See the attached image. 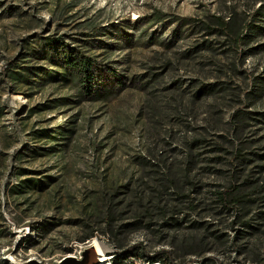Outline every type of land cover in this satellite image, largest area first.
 I'll return each instance as SVG.
<instances>
[{"label":"rangeland","instance_id":"374dc122","mask_svg":"<svg viewBox=\"0 0 264 264\" xmlns=\"http://www.w3.org/2000/svg\"><path fill=\"white\" fill-rule=\"evenodd\" d=\"M217 1L0 0V262L55 264L97 239L101 264L134 244L153 255L200 240L221 264H263L264 188L241 210L251 211L252 236L215 192L235 171L240 182L264 177L254 155L264 154V92L247 96L264 78V37L248 56L222 37L199 51L200 34L171 23L203 18ZM70 48L94 58L96 92L108 98L80 93V79L30 90L8 75L25 65L52 71L33 53ZM216 81V95L196 96ZM239 109L251 111L247 161L228 143ZM68 123L67 148L35 136ZM149 253L132 259L148 264Z\"/></svg>","mask_w":264,"mask_h":264},{"label":"trees","instance_id":"16d2710c","mask_svg":"<svg viewBox=\"0 0 264 264\" xmlns=\"http://www.w3.org/2000/svg\"><path fill=\"white\" fill-rule=\"evenodd\" d=\"M171 23H176V30L188 29L192 34H200L202 42L196 48L199 51L213 49L211 46L213 40L211 39L216 40L218 37H222L225 39L223 44L228 45L232 51H238L242 47L237 54L239 57L248 56L257 50V46H252L253 43L259 40V37H264V0H218L216 8L209 10L203 18L178 17L172 20ZM245 46L248 47L244 48ZM192 54L191 51L186 53L187 56ZM33 56L36 57V60L43 61L48 66H53L52 71H49L48 68L44 69L37 66H19L21 70H12V72L8 73L13 82L18 85H26L28 89L33 90L36 83L38 86H43L49 81H54L72 85L74 80L80 79L83 82L80 93L83 95H87L92 99L108 98V95H110L109 90L96 92L95 82L98 74L96 73V62L91 56L76 52L73 48L63 54L58 49L54 52L46 50L40 53L34 52ZM38 79L40 81L36 82ZM254 79L257 83V85H254L255 90L247 92V96L255 94L257 97L264 92V78L258 80V77H254ZM203 86V89L199 88L196 96L200 94L214 96L222 88L218 87L219 83L217 81L211 84H203ZM47 105L49 104L45 106L47 107ZM250 114L251 111L249 110L239 109L233 115L232 126L234 129L231 139H228V143L233 149L231 154L240 161H247V156L249 155L246 150L248 148L243 146L246 141L242 140V135L248 129L249 120L251 119ZM57 127L52 133L46 128L41 129L35 136L40 138L47 135L48 139L57 141L64 139V144L58 143L56 145L67 148L70 139L75 134V130L71 123L60 124ZM219 137L227 139L223 136ZM195 141L200 142L201 140L197 139ZM254 155L264 160V154L255 153ZM262 169L264 171V166ZM233 177L235 179L230 181L228 187L215 192V194L225 209L235 211L238 217V221H235V223H240V226L244 228L243 233L252 236L253 234L249 230L257 231L258 228L250 219H243L251 211L242 214L241 210L250 207L249 205L257 199L255 195L262 191L259 188H264V177L240 182L238 171H235ZM260 182L262 186L258 187L257 184H260ZM131 225L133 224H127V226ZM93 236L90 235L85 240ZM204 245L202 240L189 242L179 252L163 249L151 255L142 244H134L119 251L118 255L113 258L112 264H137L132 258L139 256V253H149L147 256L148 264H154L155 262H158V264H221L220 260L216 258L204 256L209 251L201 249ZM0 264L9 263L0 262ZM251 264L255 263L252 262Z\"/></svg>","mask_w":264,"mask_h":264},{"label":"water","instance_id":"95a60500","mask_svg":"<svg viewBox=\"0 0 264 264\" xmlns=\"http://www.w3.org/2000/svg\"><path fill=\"white\" fill-rule=\"evenodd\" d=\"M101 257L97 247L93 243H88L82 248L80 253L76 255H67L55 264H101ZM27 264H41L37 259L30 260Z\"/></svg>","mask_w":264,"mask_h":264},{"label":"bare ground","instance_id":"6f19581e","mask_svg":"<svg viewBox=\"0 0 264 264\" xmlns=\"http://www.w3.org/2000/svg\"><path fill=\"white\" fill-rule=\"evenodd\" d=\"M93 244L96 245L97 250L99 252V255L101 257V261L104 263L105 261H107L108 255L106 253V246L104 243L100 242L97 239H94Z\"/></svg>","mask_w":264,"mask_h":264}]
</instances>
